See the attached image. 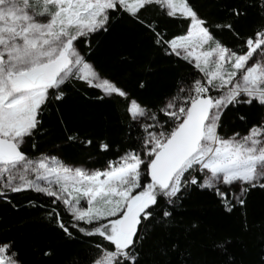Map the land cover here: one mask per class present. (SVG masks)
<instances>
[{"label":"snow or ice","instance_id":"1","mask_svg":"<svg viewBox=\"0 0 264 264\" xmlns=\"http://www.w3.org/2000/svg\"><path fill=\"white\" fill-rule=\"evenodd\" d=\"M121 25L147 50L118 49L112 62L104 48ZM184 66L169 82L166 71ZM73 90L117 109L119 141L72 126L64 105ZM54 124L63 136L42 151ZM66 146L86 160L68 161ZM94 148L114 158L90 168ZM257 192L264 0H0V202L21 211L14 194L44 198L28 207L70 239L97 241L90 264H197L189 238L200 224L185 219L186 206L210 196L258 237L245 259L231 238L218 239L217 264H264V213L247 211ZM0 264L39 261L2 229Z\"/></svg>","mask_w":264,"mask_h":264},{"label":"trees","instance_id":"2","mask_svg":"<svg viewBox=\"0 0 264 264\" xmlns=\"http://www.w3.org/2000/svg\"><path fill=\"white\" fill-rule=\"evenodd\" d=\"M118 49L146 51L144 45L128 25L119 26L113 36L106 42L104 55L114 62ZM168 66L165 64V69ZM189 66L175 70L166 71L169 82L175 75H186L190 71ZM89 95H94L91 91ZM149 96L150 93H146ZM65 111L69 114L72 126L90 132L96 137H105L113 141H119L123 129L118 121V111L110 103H97L86 99L80 92L72 91ZM54 120V117H53ZM63 136L58 125H53L51 135L40 141L42 151L53 149V145L59 142ZM93 159L87 161L90 168L102 167L107 159L114 158V153L107 155L97 154V149H92ZM63 156L70 162L79 164L86 160L84 154L77 147L64 148ZM95 161V162H93ZM36 199L44 202V198L35 193L14 194V202L19 204L23 210L16 211L10 205L0 202V230L11 229L12 234L17 235L20 240L22 252L29 261L38 260L39 264H90L96 254L94 245L97 241L77 234V238L70 239L60 232L54 225L42 219V210H33L28 207V200ZM188 219H197L200 231L190 236L192 242L191 250L194 253L197 264H217L219 254L215 242L223 237H229L234 242L233 251L238 259H245L253 246L258 243V237L245 235L239 228L241 212L225 214L221 208L210 198L202 196L196 203L187 206ZM249 219L264 213V194L257 192L249 202ZM67 222L68 217H65ZM163 239V234L158 233L151 247L155 248V242ZM50 247L54 251L53 257L40 259L38 249Z\"/></svg>","mask_w":264,"mask_h":264}]
</instances>
